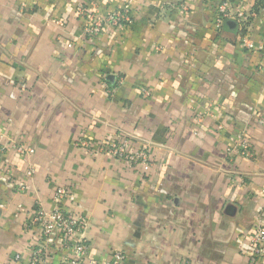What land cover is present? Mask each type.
Listing matches in <instances>:
<instances>
[{
  "label": "crops",
  "instance_id": "crops-1",
  "mask_svg": "<svg viewBox=\"0 0 264 264\" xmlns=\"http://www.w3.org/2000/svg\"><path fill=\"white\" fill-rule=\"evenodd\" d=\"M219 4L251 14L244 34L236 20L215 28ZM255 4L0 0V264H28V222L58 188L87 218L98 264L115 251L123 264H264L246 255L264 227V43L241 47L264 37ZM79 6L98 19L125 8L128 20L92 38ZM82 134L126 139L152 165L89 155L73 146ZM239 134L252 160L226 153ZM67 256L52 236L47 264Z\"/></svg>",
  "mask_w": 264,
  "mask_h": 264
},
{
  "label": "built area",
  "instance_id": "built-area-1",
  "mask_svg": "<svg viewBox=\"0 0 264 264\" xmlns=\"http://www.w3.org/2000/svg\"><path fill=\"white\" fill-rule=\"evenodd\" d=\"M184 0H179L182 4ZM126 9H117L109 13L106 17L96 18L93 14L89 16L88 8L79 6L77 13L80 18H84L87 23L84 32L87 35L94 36L100 28L117 27L122 21H127L128 16ZM251 14H247L242 8L233 10L227 8L224 4H219L216 10L215 28L219 30L224 21L227 19L239 22L240 30H245L247 20ZM264 37L261 42L254 45L247 39L243 38L241 47L246 50H262ZM115 85H106L109 92H112ZM144 97L149 96V92L142 90ZM230 144L226 148L228 155H239L243 158L252 160L253 153L249 143L244 135H237L229 139ZM73 146L84 150L89 155L102 154L118 160L128 166H141L143 168L151 167L150 154L145 149H131L130 142L126 139L121 141L114 137L108 138L102 142H93L84 134L78 136ZM17 154H33L34 150L26 149L22 145H12ZM3 146H0V152ZM32 172H28L31 175ZM68 197V191L65 188H58L52 198L53 207L45 209L41 204H37L34 216L27 225V230L37 235V242L31 251L28 264H47L45 258L50 247L52 236L60 237L63 248L67 251L68 256L63 259L61 264H98L88 260L89 243L85 237L88 229V220L84 214L63 208L62 203ZM264 254V227L256 225L253 228L248 250L246 252L250 263H256L261 260ZM15 259H18L16 256ZM125 255L120 251L112 254L110 261L103 264H123Z\"/></svg>",
  "mask_w": 264,
  "mask_h": 264
},
{
  "label": "trees",
  "instance_id": "trees-1",
  "mask_svg": "<svg viewBox=\"0 0 264 264\" xmlns=\"http://www.w3.org/2000/svg\"><path fill=\"white\" fill-rule=\"evenodd\" d=\"M255 8H253V12H258L261 7H263V0H255ZM245 30H241L240 33L244 34Z\"/></svg>",
  "mask_w": 264,
  "mask_h": 264
}]
</instances>
